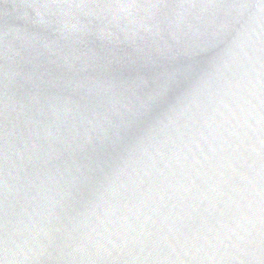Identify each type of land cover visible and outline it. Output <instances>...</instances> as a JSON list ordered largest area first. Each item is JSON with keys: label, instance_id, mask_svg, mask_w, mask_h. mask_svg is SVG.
I'll list each match as a JSON object with an SVG mask.
<instances>
[{"label": "water", "instance_id": "water-1", "mask_svg": "<svg viewBox=\"0 0 264 264\" xmlns=\"http://www.w3.org/2000/svg\"><path fill=\"white\" fill-rule=\"evenodd\" d=\"M0 264H264V0H0Z\"/></svg>", "mask_w": 264, "mask_h": 264}]
</instances>
